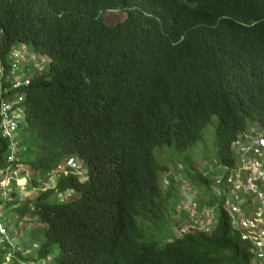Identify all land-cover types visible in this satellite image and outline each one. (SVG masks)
I'll list each match as a JSON object with an SVG mask.
<instances>
[{"label":"trees","instance_id":"1","mask_svg":"<svg viewBox=\"0 0 264 264\" xmlns=\"http://www.w3.org/2000/svg\"><path fill=\"white\" fill-rule=\"evenodd\" d=\"M16 51L29 82L4 95L24 99L11 136L0 114V264L15 263L21 235L53 264H251L222 208L210 233L157 239L174 222L179 184L164 190L169 166L156 152L197 146L217 116L218 159L229 164L239 134L264 128V0H0L4 86ZM13 153L34 177L79 156L87 181L58 185L79 198L60 203L48 190L22 199L14 181L2 187ZM193 169L200 208L216 204L211 181Z\"/></svg>","mask_w":264,"mask_h":264},{"label":"built area","instance_id":"2","mask_svg":"<svg viewBox=\"0 0 264 264\" xmlns=\"http://www.w3.org/2000/svg\"><path fill=\"white\" fill-rule=\"evenodd\" d=\"M23 57V51H16L15 62H20ZM18 65L19 67L15 66L16 68L14 67L15 69L7 77L9 86H4L1 82L3 68L0 63V114L3 117L1 125L7 136L15 132L18 123L25 115L22 97L13 101L4 98V95L11 90L29 82L25 79L24 66L21 67L20 63ZM17 68L20 69L18 74ZM14 141L11 144L13 149L17 146ZM232 155L234 157L232 163L219 162L218 165H207L201 171L212 183V194L216 201L214 205L200 208L197 189L196 194L192 193L191 184L184 182L182 186L183 181L177 180L176 184H179L182 192L174 213L181 220L174 222L173 231L176 232V237H182L192 231L210 233L220 219L222 208L232 229L251 246V264H264V129L250 127L240 133L232 143ZM9 160L17 163L16 169L12 175H3L1 186L8 188L14 181L18 191H25L27 175H23L22 172L26 169L16 160L14 153ZM69 166L76 168L77 163L70 161ZM60 169L62 166L58 167V171ZM170 182L171 179L167 176L164 181L165 187L168 188ZM0 231L7 233L2 225ZM7 258L11 260L10 255Z\"/></svg>","mask_w":264,"mask_h":264},{"label":"rangeland","instance_id":"3","mask_svg":"<svg viewBox=\"0 0 264 264\" xmlns=\"http://www.w3.org/2000/svg\"><path fill=\"white\" fill-rule=\"evenodd\" d=\"M126 17L125 12H120L118 14L111 15L109 19V23H117L119 21H122ZM218 122V117H213V123L209 124L204 132V139L199 142V144L195 147L189 148L184 153H175L174 151H169L168 147L159 148L157 150V156L159 160L163 163H167L169 166L168 171L162 175V179H164L169 176L171 181H173L176 185L177 180L183 181V183L187 182L188 185H190V182L187 179V175H189V167H193L194 169L191 171H195L197 168V171H202L203 168L207 165H218L220 160L218 159V150L216 145V124ZM30 175V174H29ZM40 177V176H39ZM181 186V187H182ZM166 190V187L164 188ZM181 190V191H180ZM196 189L192 188V193H195ZM178 200L180 201V195L182 192L181 188H178ZM198 192V188H197ZM196 194V193H195ZM179 202L177 203L176 207H178ZM172 221H180L181 219H178L176 214L174 212L171 213ZM174 222L172 224H169L165 226L162 231L157 236V239L164 244L167 242L172 235L176 236V232L173 231L175 229ZM36 225V224H35ZM34 227V224L31 226V230ZM27 229L29 226L26 227ZM14 246L16 247L15 251H22L25 256L30 257L31 254V245L34 243V240H32L30 237L26 236H18L15 239ZM37 243V242H36ZM33 248H35V245L33 244ZM25 249V251H23ZM17 252V253H18ZM17 255V254H16ZM53 260H51L50 263H52ZM13 264H22V260L19 258V256H16L15 263Z\"/></svg>","mask_w":264,"mask_h":264},{"label":"clouds","instance_id":"4","mask_svg":"<svg viewBox=\"0 0 264 264\" xmlns=\"http://www.w3.org/2000/svg\"><path fill=\"white\" fill-rule=\"evenodd\" d=\"M250 127H258V126L254 125V124H251ZM258 128H263V127L260 126ZM70 161H73V162L77 163V167L76 168L70 167L69 166L70 165ZM59 166H62V169H60L58 171V167ZM23 167L26 170L23 171L22 173H23V175L24 174L27 175L25 191H18L17 188H16V192L21 196L22 199H25L26 197H30L32 195H36L37 196V194H39V191L45 192V191H48V190H53L54 191V193H53L54 196H52V198L54 199V201H58L60 203H64V202H68V201L74 200L76 198H79V196H80V194L76 193L72 189H66V190L58 189V185H59L60 181L62 179L68 178L70 176H74L81 183H83V182L87 181L88 173H89L86 164L83 162V160L79 156L66 157L65 159L61 160L45 177H43L40 173H38L34 177L32 172H31V169L29 167H27V166H23ZM20 174H21V172H20ZM52 178H53V180H52ZM21 180H23V179H21ZM34 180L38 181V183H39L38 187L34 186ZM164 181H165V179H164ZM164 188H165V183H164ZM166 189H167V187H166ZM35 226L36 225L34 224V227L32 228V230L35 228ZM15 239H16V236H14V238H13L12 251L14 252L15 256H17L18 253H19L18 252L19 250L18 251L14 250L16 248L14 246ZM36 242L37 241L34 240V243H33L35 245L34 249L39 247V243L38 242L36 243ZM33 244L31 245V248H33ZM23 251H25V249H23ZM20 252H22V251H20ZM22 254L24 255V257L29 259L27 261V260H23V259H21L19 257L22 260V264H32V263H36V264H53V262L50 263L51 260H54L53 256L48 257L46 259V258H39L38 254L31 255L30 257L25 256V254L23 252H22Z\"/></svg>","mask_w":264,"mask_h":264}]
</instances>
